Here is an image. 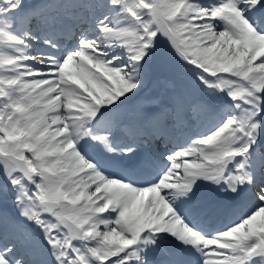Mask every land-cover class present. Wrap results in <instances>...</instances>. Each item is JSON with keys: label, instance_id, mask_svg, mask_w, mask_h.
<instances>
[{"label": "snow or ice", "instance_id": "6c2138e0", "mask_svg": "<svg viewBox=\"0 0 264 264\" xmlns=\"http://www.w3.org/2000/svg\"><path fill=\"white\" fill-rule=\"evenodd\" d=\"M0 264H264V0H0Z\"/></svg>", "mask_w": 264, "mask_h": 264}]
</instances>
